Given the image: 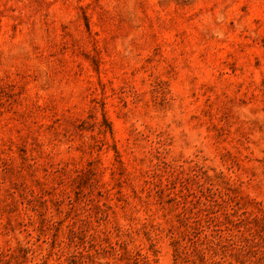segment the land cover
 <instances>
[{
  "label": "rangeland",
  "instance_id": "374dc122",
  "mask_svg": "<svg viewBox=\"0 0 264 264\" xmlns=\"http://www.w3.org/2000/svg\"><path fill=\"white\" fill-rule=\"evenodd\" d=\"M0 264H264V0H0Z\"/></svg>",
  "mask_w": 264,
  "mask_h": 264
}]
</instances>
